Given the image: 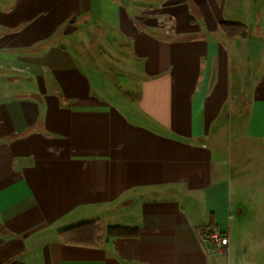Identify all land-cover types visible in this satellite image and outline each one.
Masks as SVG:
<instances>
[{
    "label": "crops",
    "instance_id": "obj_1",
    "mask_svg": "<svg viewBox=\"0 0 264 264\" xmlns=\"http://www.w3.org/2000/svg\"><path fill=\"white\" fill-rule=\"evenodd\" d=\"M87 27L133 99L60 41ZM0 264H264V0H0Z\"/></svg>",
    "mask_w": 264,
    "mask_h": 264
},
{
    "label": "rangeland",
    "instance_id": "obj_2",
    "mask_svg": "<svg viewBox=\"0 0 264 264\" xmlns=\"http://www.w3.org/2000/svg\"><path fill=\"white\" fill-rule=\"evenodd\" d=\"M78 27V26H77ZM89 32L83 31L67 33L63 40L77 54L90 72L97 76L100 88L116 95L117 98L133 99L136 94V74L120 59L121 50L111 41H106L101 29L87 27ZM72 30H76L73 28ZM61 35V34H60ZM68 37V39H67ZM112 95V96H113ZM238 143L234 142L233 152Z\"/></svg>",
    "mask_w": 264,
    "mask_h": 264
},
{
    "label": "trees",
    "instance_id": "obj_3",
    "mask_svg": "<svg viewBox=\"0 0 264 264\" xmlns=\"http://www.w3.org/2000/svg\"><path fill=\"white\" fill-rule=\"evenodd\" d=\"M220 28L228 38H241L247 37V29L240 23L222 22ZM101 227L96 222H85L67 229L59 231L58 235L66 242L78 245L96 246L102 243L99 237ZM107 236H127L134 234V231L122 227H108Z\"/></svg>",
    "mask_w": 264,
    "mask_h": 264
},
{
    "label": "built area",
    "instance_id": "obj_4",
    "mask_svg": "<svg viewBox=\"0 0 264 264\" xmlns=\"http://www.w3.org/2000/svg\"><path fill=\"white\" fill-rule=\"evenodd\" d=\"M208 237L212 242V244L214 245L215 249L219 253L226 252L227 249L226 237L217 226L212 225L210 227V230L208 232Z\"/></svg>",
    "mask_w": 264,
    "mask_h": 264
}]
</instances>
